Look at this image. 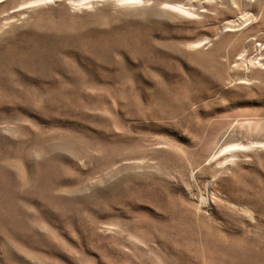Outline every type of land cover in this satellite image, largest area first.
<instances>
[{
	"label": "rangeland",
	"instance_id": "1",
	"mask_svg": "<svg viewBox=\"0 0 264 264\" xmlns=\"http://www.w3.org/2000/svg\"><path fill=\"white\" fill-rule=\"evenodd\" d=\"M0 264H264V0H0Z\"/></svg>",
	"mask_w": 264,
	"mask_h": 264
}]
</instances>
